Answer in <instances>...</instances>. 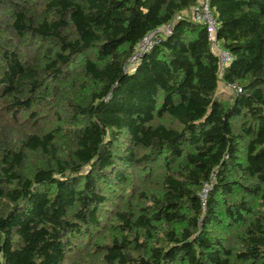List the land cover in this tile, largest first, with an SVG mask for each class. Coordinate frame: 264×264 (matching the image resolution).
<instances>
[{"label": "trees", "instance_id": "16d2710c", "mask_svg": "<svg viewBox=\"0 0 264 264\" xmlns=\"http://www.w3.org/2000/svg\"><path fill=\"white\" fill-rule=\"evenodd\" d=\"M199 1L0 0L1 264H264V0L222 68Z\"/></svg>", "mask_w": 264, "mask_h": 264}, {"label": "built area", "instance_id": "2783aa9c", "mask_svg": "<svg viewBox=\"0 0 264 264\" xmlns=\"http://www.w3.org/2000/svg\"><path fill=\"white\" fill-rule=\"evenodd\" d=\"M193 17L200 21L206 27L207 36L210 41L211 50L216 54L218 58V65L220 68L227 64L231 60V55L228 50L223 49L219 46L216 36L215 28L216 22L213 14L210 11L207 0H200L199 4L195 6L192 10ZM178 17V16H176ZM171 30V22H167L151 31L146 33L136 45V49L133 53L126 59V68H131L137 61L139 57L150 47L158 41L159 37L169 33ZM231 90L237 89L234 85L228 86Z\"/></svg>", "mask_w": 264, "mask_h": 264}, {"label": "rangeland", "instance_id": "374dc122", "mask_svg": "<svg viewBox=\"0 0 264 264\" xmlns=\"http://www.w3.org/2000/svg\"><path fill=\"white\" fill-rule=\"evenodd\" d=\"M218 93L221 95L224 94L227 97L231 95V91L223 82H219L218 84Z\"/></svg>", "mask_w": 264, "mask_h": 264}, {"label": "water", "instance_id": "95a60500", "mask_svg": "<svg viewBox=\"0 0 264 264\" xmlns=\"http://www.w3.org/2000/svg\"><path fill=\"white\" fill-rule=\"evenodd\" d=\"M0 264H1V261H0Z\"/></svg>", "mask_w": 264, "mask_h": 264}]
</instances>
